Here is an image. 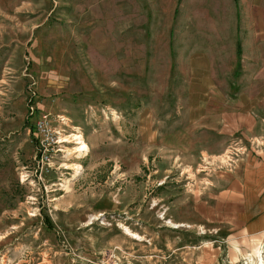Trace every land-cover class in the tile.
I'll use <instances>...</instances> for the list:
<instances>
[{"label": "rangeland", "instance_id": "obj_1", "mask_svg": "<svg viewBox=\"0 0 264 264\" xmlns=\"http://www.w3.org/2000/svg\"><path fill=\"white\" fill-rule=\"evenodd\" d=\"M263 106L264 0H0V264H264L210 180Z\"/></svg>", "mask_w": 264, "mask_h": 264}, {"label": "crops", "instance_id": "obj_2", "mask_svg": "<svg viewBox=\"0 0 264 264\" xmlns=\"http://www.w3.org/2000/svg\"><path fill=\"white\" fill-rule=\"evenodd\" d=\"M256 110L249 123L247 117L240 116L235 130H241V140L257 146L237 155L229 168L215 171L210 180L218 188L217 206L222 205L232 215L238 231L264 239V106Z\"/></svg>", "mask_w": 264, "mask_h": 264}, {"label": "built area", "instance_id": "obj_3", "mask_svg": "<svg viewBox=\"0 0 264 264\" xmlns=\"http://www.w3.org/2000/svg\"><path fill=\"white\" fill-rule=\"evenodd\" d=\"M33 109V107H32ZM63 121H65L63 119ZM48 129H50V122L48 120V116L46 114H43L37 121H36V130L38 131V133L41 134H49ZM46 138H44V141H42V145L45 146L44 142H45ZM55 140V139H54ZM51 144V143H49ZM49 160V158L47 156H45V158L43 160Z\"/></svg>", "mask_w": 264, "mask_h": 264}, {"label": "bare ground", "instance_id": "obj_4", "mask_svg": "<svg viewBox=\"0 0 264 264\" xmlns=\"http://www.w3.org/2000/svg\"><path fill=\"white\" fill-rule=\"evenodd\" d=\"M76 139L79 140L78 144H80V145L78 147H76V150L75 151L79 152L80 154H82L85 151H87L89 147H88L87 143L83 140V136L82 135H78L76 137Z\"/></svg>", "mask_w": 264, "mask_h": 264}, {"label": "trees", "instance_id": "obj_5", "mask_svg": "<svg viewBox=\"0 0 264 264\" xmlns=\"http://www.w3.org/2000/svg\"><path fill=\"white\" fill-rule=\"evenodd\" d=\"M238 47H239V52L238 53L240 54V43H239V46Z\"/></svg>", "mask_w": 264, "mask_h": 264}]
</instances>
